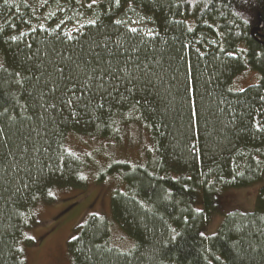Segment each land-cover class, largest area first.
Here are the masks:
<instances>
[{"label": "trees", "instance_id": "trees-1", "mask_svg": "<svg viewBox=\"0 0 264 264\" xmlns=\"http://www.w3.org/2000/svg\"><path fill=\"white\" fill-rule=\"evenodd\" d=\"M91 19L69 35L48 12ZM257 32L253 35V31ZM259 82L237 89L245 72ZM150 138L114 162L116 242L92 215L73 264H264V187L251 213L206 228L226 192L264 177V0H0V264H27L41 204L88 186L70 137Z\"/></svg>", "mask_w": 264, "mask_h": 264}, {"label": "rangeland", "instance_id": "rangeland-1", "mask_svg": "<svg viewBox=\"0 0 264 264\" xmlns=\"http://www.w3.org/2000/svg\"><path fill=\"white\" fill-rule=\"evenodd\" d=\"M53 15L57 16L58 24L64 26L69 35L80 32L91 22V19L83 14L73 15L66 7L48 12L45 21ZM259 79L258 73L247 71L236 80L237 89L243 90L259 82ZM68 146L80 154L85 152L90 156L88 186L81 190L60 192L54 203L39 206L38 224L29 229L26 235L27 264H73L69 242L75 236L77 228L92 215L108 218L115 230L116 242L125 248L130 245V241L124 237L122 229L112 218L111 201L117 188V180L109 177L98 182L97 176L114 162L136 163L144 159V151L150 146L148 134L144 130L132 127L119 141L70 137ZM262 187L264 177L250 187L226 192L217 206L218 211L214 213L206 228L205 235L217 234L225 217L231 212H253Z\"/></svg>", "mask_w": 264, "mask_h": 264}, {"label": "water", "instance_id": "water-1", "mask_svg": "<svg viewBox=\"0 0 264 264\" xmlns=\"http://www.w3.org/2000/svg\"><path fill=\"white\" fill-rule=\"evenodd\" d=\"M257 32V30H254L252 33H253V35L255 34Z\"/></svg>", "mask_w": 264, "mask_h": 264}, {"label": "snow or ice", "instance_id": "snow-or-ice-1", "mask_svg": "<svg viewBox=\"0 0 264 264\" xmlns=\"http://www.w3.org/2000/svg\"><path fill=\"white\" fill-rule=\"evenodd\" d=\"M93 2H95V0H93Z\"/></svg>", "mask_w": 264, "mask_h": 264}]
</instances>
